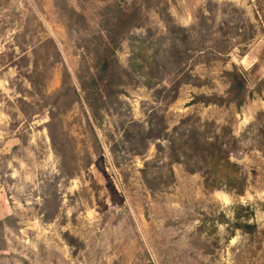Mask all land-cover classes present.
I'll list each match as a JSON object with an SVG mask.
<instances>
[{"label":"rangeland","instance_id":"374dc122","mask_svg":"<svg viewBox=\"0 0 264 264\" xmlns=\"http://www.w3.org/2000/svg\"><path fill=\"white\" fill-rule=\"evenodd\" d=\"M132 1L143 25L129 34L156 53L158 71L148 86L137 73L124 77L92 120L58 96L63 81L79 92L77 75L91 67L85 40L100 31L105 2L0 0V264H264V156L255 136L264 0ZM155 4L189 33L177 67L162 58L169 35ZM129 55L123 40L120 68ZM233 68L248 84L240 107L193 103L225 97L224 72ZM148 122L167 136L191 127L217 135L245 177L243 193L205 189L199 172L173 160L165 137L144 147L137 134Z\"/></svg>","mask_w":264,"mask_h":264},{"label":"trees","instance_id":"16d2710c","mask_svg":"<svg viewBox=\"0 0 264 264\" xmlns=\"http://www.w3.org/2000/svg\"><path fill=\"white\" fill-rule=\"evenodd\" d=\"M105 2V12L100 15L99 30L85 40L84 49L90 57L91 67L86 72L77 75L79 92L73 86L61 83L62 93L58 97L70 96L73 104L83 106L88 111L92 120L99 117V112L106 109L111 99H115L124 85V77H131V73H137L144 79L145 85H149V78L153 72L158 71L159 62L157 56L148 54L145 41L142 38L130 35L131 30L140 28L143 23L142 6L131 0L129 3L118 4L115 0H102ZM148 2L149 0H144ZM153 9L163 16L166 30L169 35L168 45L162 55L166 61L181 62L186 55L182 47L186 44L189 33L187 29L170 24L169 17L158 10L157 4ZM264 23V15H262ZM123 40L129 41L130 55L127 61V69L119 67L115 50ZM224 77L228 88L225 97L213 95L195 96L193 103L203 105H229L240 107L247 95V81L244 74L233 68L225 71ZM53 116L47 125V132L51 144H56L52 133ZM255 136L259 139V150L264 156V113L256 116ZM139 126V125H138ZM137 134V141L144 144L145 139H159L165 137L168 141L170 154L175 162L183 165L189 173L199 172L203 178V186L207 190L224 188L236 194H242L245 188V177L239 168L229 161V151L226 142L220 140L217 135L206 136L196 128L182 130L174 136L164 134V127L158 123L148 122L146 130ZM127 134V133H126ZM128 137V134H127ZM159 150H162L157 145ZM143 177L145 176L142 171Z\"/></svg>","mask_w":264,"mask_h":264}]
</instances>
